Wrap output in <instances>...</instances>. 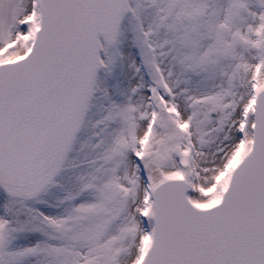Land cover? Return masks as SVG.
<instances>
[{
    "label": "snow or ice",
    "instance_id": "snow-or-ice-1",
    "mask_svg": "<svg viewBox=\"0 0 264 264\" xmlns=\"http://www.w3.org/2000/svg\"><path fill=\"white\" fill-rule=\"evenodd\" d=\"M0 264H264V0H0Z\"/></svg>",
    "mask_w": 264,
    "mask_h": 264
}]
</instances>
